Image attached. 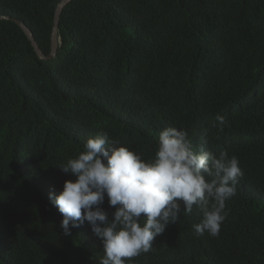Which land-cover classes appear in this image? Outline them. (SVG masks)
Segmentation results:
<instances>
[{"label":"trees","instance_id":"trees-1","mask_svg":"<svg viewBox=\"0 0 264 264\" xmlns=\"http://www.w3.org/2000/svg\"><path fill=\"white\" fill-rule=\"evenodd\" d=\"M61 1L0 0V264H99L86 222L59 227L58 167L102 131L151 161L166 127L243 175L218 236L195 235L194 205L127 264H264V0H73L40 59L13 19L48 58Z\"/></svg>","mask_w":264,"mask_h":264},{"label":"clouds","instance_id":"clouds-1","mask_svg":"<svg viewBox=\"0 0 264 264\" xmlns=\"http://www.w3.org/2000/svg\"><path fill=\"white\" fill-rule=\"evenodd\" d=\"M226 123L217 115L211 127L222 130ZM115 143L102 131L85 141L77 157L58 167L75 178L66 180L58 194H48L62 217L63 235L71 236V229L86 222L102 246L99 264H127L151 251L155 238L176 224L181 213L191 214L194 205L202 213L192 225L195 235H219L226 201L236 194L243 175L236 156L196 152L187 132L175 127L158 133L151 161ZM105 200L113 209L110 216L102 207Z\"/></svg>","mask_w":264,"mask_h":264},{"label":"water","instance_id":"water-1","mask_svg":"<svg viewBox=\"0 0 264 264\" xmlns=\"http://www.w3.org/2000/svg\"><path fill=\"white\" fill-rule=\"evenodd\" d=\"M73 0H62L56 7L55 9V14H54V19H53V29H52V35H51V53L48 58H45L40 49L38 48L31 31L26 27L22 22L13 19V21L22 29L24 34L27 36L28 40L30 41L32 47L34 48V51L36 52L37 56L40 59H50L51 57L54 56L55 51L57 49V46L60 44V38L58 37V21H59V16L62 13V10L66 5H68L70 2ZM7 19L6 17H0V20H5ZM11 19V18H9Z\"/></svg>","mask_w":264,"mask_h":264}]
</instances>
